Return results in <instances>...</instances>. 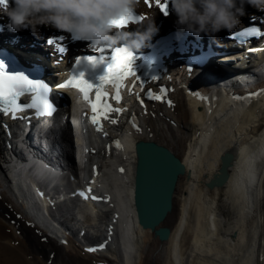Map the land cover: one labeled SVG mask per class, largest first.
Returning a JSON list of instances; mask_svg holds the SVG:
<instances>
[{
	"label": "bare ground",
	"instance_id": "obj_1",
	"mask_svg": "<svg viewBox=\"0 0 264 264\" xmlns=\"http://www.w3.org/2000/svg\"><path fill=\"white\" fill-rule=\"evenodd\" d=\"M227 46L221 44L225 53L215 66L219 73L221 69L224 72L229 69L236 74L227 79L228 85L240 89L241 95L264 88V81L258 80L254 86L246 83L244 76L249 69L238 67ZM177 68L174 70L179 74L182 69ZM177 74L172 73L176 80ZM180 93V98H188V102H179L172 113L160 103L155 109L156 116L142 118L143 130L139 134H135L136 127L130 126L122 137L125 127L117 117V127H108L101 135L84 137L94 156L90 172L96 168L93 176L98 180L100 197L85 217V223L95 229L98 238L88 234L87 238L92 245H99L107 238L103 223L113 226L115 235L105 251L88 253L71 236L64 244L63 233L51 224H46V233L36 231L39 225L32 218L28 217L36 228L25 221L26 204L5 188L0 176V199L4 201H0V264H260L257 257L264 256V95H252L247 108L233 105L231 109L224 107L209 114L202 104L182 94L183 91ZM73 118L70 131L76 135L75 114ZM105 133V143L100 147V138ZM116 138L123 142V149L118 152L110 149L111 156L105 154V145ZM140 139H152L168 147L186 167L177 183L173 209L163 222L171 231L168 241H160L138 221L134 172L135 144ZM59 143L60 138L55 137L54 146ZM96 143L99 145L95 150ZM225 153L234 155L227 179L222 186L211 187ZM2 161L0 152V165ZM22 163L13 166L12 171L21 179L34 176L26 167L27 159L22 157ZM118 166L125 168L122 177L114 173ZM221 209H226L223 216ZM18 214L21 218L16 217ZM10 230L12 234L8 235L6 232Z\"/></svg>",
	"mask_w": 264,
	"mask_h": 264
},
{
	"label": "clouds",
	"instance_id": "obj_2",
	"mask_svg": "<svg viewBox=\"0 0 264 264\" xmlns=\"http://www.w3.org/2000/svg\"><path fill=\"white\" fill-rule=\"evenodd\" d=\"M0 15L6 16L13 31L48 25L74 34L78 39L91 41L98 47H119L126 44L139 50L146 46L158 31L155 17L135 25L136 31L112 27L113 21L137 13L138 0H13ZM250 2V0H249ZM177 16V25L189 34L213 35L221 30L231 31L239 23L243 9L237 0H169Z\"/></svg>",
	"mask_w": 264,
	"mask_h": 264
},
{
	"label": "snow or ice",
	"instance_id": "obj_3",
	"mask_svg": "<svg viewBox=\"0 0 264 264\" xmlns=\"http://www.w3.org/2000/svg\"><path fill=\"white\" fill-rule=\"evenodd\" d=\"M148 7L155 6L164 15L169 14V0H144ZM0 5L4 8L7 7V0H0ZM146 17L136 14L134 16L122 17L119 21H113L112 27L117 29L127 28L129 25L141 23ZM252 34L259 35L258 31H254ZM112 52V64L108 67L104 76L100 77L98 85H93L84 78L83 75L72 76L69 80L59 84L57 87L61 89L74 88L78 90L85 102H87L92 110L91 122L96 126L97 131L103 132L102 120H108L110 113H122L126 109L113 107L110 100H114L117 104L121 103L122 95L121 91L125 88V81L131 76H135L133 71L132 53L127 48L115 47L110 48ZM253 51H264V49H252ZM58 51L63 54L64 49L61 47ZM98 52L103 53V48H98ZM89 63L96 65L104 62L103 55L99 59L96 57H89ZM111 87L115 89V95L109 97L107 89ZM50 88L43 82L33 81L28 79L23 74H9L6 71V66L0 62V111L5 115L11 114L13 119L17 118V113L24 111L25 109H34L39 116H52L56 111L53 103L49 100ZM29 93L32 95V101L30 104L22 105L18 103L19 97ZM264 95V92L260 93ZM94 95V99H93ZM149 99L162 100L161 95H153L152 92L146 93ZM239 99V97L237 98ZM143 104V100L140 101ZM171 103V102H169ZM110 123H117L116 119H111ZM135 127V125H133ZM106 135V133H105ZM117 148H122L120 141L115 142ZM123 172V169H120ZM88 193H91V188L88 189ZM85 200L89 198L88 194L84 191L79 193ZM91 199L97 200L95 195L91 196ZM103 246H101L102 248ZM88 251H96L97 249L91 248Z\"/></svg>",
	"mask_w": 264,
	"mask_h": 264
},
{
	"label": "water",
	"instance_id": "obj_4",
	"mask_svg": "<svg viewBox=\"0 0 264 264\" xmlns=\"http://www.w3.org/2000/svg\"><path fill=\"white\" fill-rule=\"evenodd\" d=\"M219 58H214L217 62ZM135 166V205L141 225L151 229L162 241L169 238V229L161 223L172 211L173 200L180 175L185 168L172 153L155 143L137 146ZM228 159L222 164L221 173L211 183L222 186L227 177Z\"/></svg>",
	"mask_w": 264,
	"mask_h": 264
},
{
	"label": "rangeland",
	"instance_id": "obj_5",
	"mask_svg": "<svg viewBox=\"0 0 264 264\" xmlns=\"http://www.w3.org/2000/svg\"><path fill=\"white\" fill-rule=\"evenodd\" d=\"M219 59H220V57H219ZM216 61L218 62V60H216ZM225 69H227V68H225ZM222 72H223V74H226V75L229 74V76H227V79L232 78L234 75H236L235 73H232L231 71H229V69H227V72H224V71H222ZM178 100L180 103H187L188 102V98H178ZM2 200L3 199L1 198L0 201L4 203V201H2ZM224 212L226 213V209H221V213H222L221 216L225 215ZM3 231H5V229H3ZM6 233L8 235H11L12 231L10 230V231H7ZM258 259H259L260 263L264 264V262H262V257H258Z\"/></svg>",
	"mask_w": 264,
	"mask_h": 264
},
{
	"label": "trees",
	"instance_id": "obj_6",
	"mask_svg": "<svg viewBox=\"0 0 264 264\" xmlns=\"http://www.w3.org/2000/svg\"><path fill=\"white\" fill-rule=\"evenodd\" d=\"M217 49H219V46H217Z\"/></svg>",
	"mask_w": 264,
	"mask_h": 264
}]
</instances>
